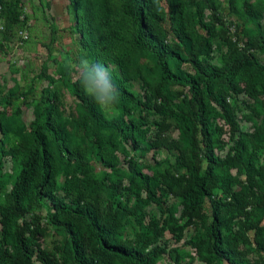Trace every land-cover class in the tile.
<instances>
[{
    "label": "trees",
    "instance_id": "trees-1",
    "mask_svg": "<svg viewBox=\"0 0 264 264\" xmlns=\"http://www.w3.org/2000/svg\"><path fill=\"white\" fill-rule=\"evenodd\" d=\"M160 1L168 4L167 11L160 6ZM122 2V10L116 17L111 13L109 0H69L79 44L94 57L95 63L114 60L119 71L112 81L120 94L118 106L124 111L129 110L127 102L134 96L127 90L125 79L133 74L144 80L147 89L144 99L137 100L138 104L166 116L161 126L175 125L180 130V140L168 141L158 136L150 146L164 145L179 152L177 165L172 172L162 176L160 188L183 199L184 216L189 220L205 216L203 203L206 199L210 201L211 219L204 221L201 235L194 241L199 252L209 254L203 257L205 264L219 260L230 264H252L244 259L243 252L238 250L236 241L226 230L230 219L228 213L245 215L249 205L259 208L261 212L256 214L255 220L245 215L242 225L244 229L256 230L257 247L264 252V226L260 225L264 215V101L260 99L264 94V65L257 63L255 56L248 52L249 47L257 46L258 39L254 38L240 51L230 53L223 64L216 66L199 59L200 54L209 53L210 38L192 41L184 26L185 2ZM3 16L20 24L17 11L4 12ZM209 30L212 37L213 31ZM228 43L231 45L230 37ZM185 66L192 71L187 72ZM74 86L78 109L73 122L79 128L87 129L93 137L98 129H114L124 137L131 135L135 147L139 146L135 132L140 131L146 117L107 118L96 102L84 93L78 80ZM185 89L189 94L183 98V106L173 108L170 103L175 98L180 99ZM226 91H243L260 101L262 118L254 133L237 137L232 152L221 157L216 153L217 137L211 128L212 116L223 117L232 130L237 127ZM49 93L47 88L40 93L34 119L25 130H20L10 145V150H26V155L7 194V203L0 207L2 237L8 239L5 247L0 249V264H34V260L39 264H154V249L145 250V245H134L117 237L131 209L108 205L103 210L97 204L100 199L98 186L91 183L80 188L72 202H65L54 194L55 155L63 160H77L76 165L83 176H87L90 163L81 161L80 151L69 147V131L61 126L57 111L60 92ZM258 149L263 152L262 158L254 153ZM129 163L132 177L139 180L130 185L149 190L148 175L132 161ZM180 166L186 168L187 175L178 172ZM232 169L245 177L243 182L230 174ZM218 181L226 186L223 199L213 196ZM236 182L240 183L238 190L232 189ZM44 198L51 203L47 214L51 234L49 227L41 226L35 217L25 218L32 205H42ZM39 237L48 240L50 247H41L37 241Z\"/></svg>",
    "mask_w": 264,
    "mask_h": 264
},
{
    "label": "rangeland",
    "instance_id": "rangeland-1",
    "mask_svg": "<svg viewBox=\"0 0 264 264\" xmlns=\"http://www.w3.org/2000/svg\"><path fill=\"white\" fill-rule=\"evenodd\" d=\"M182 1L187 4L184 26L192 41L200 37L210 38L209 53L200 54L199 59L220 66L230 53L240 51L257 38V46L249 47L248 52L255 56L257 63L264 65V0ZM109 2L111 13L119 17L122 0ZM160 6L167 11L168 4L165 1H160ZM13 11L19 13L20 24H14L3 16L4 12ZM209 29L213 31L212 37ZM229 37L231 45L228 43ZM81 56L95 63L94 57L79 44L69 0H0V125L5 129L2 131L0 128V207L6 205L7 194L26 155V150L14 152L10 150V145L17 139L20 130H25L34 119V108L40 93L45 88L49 94L58 90L57 111L61 126L69 131V147L80 151L83 155L80 160H88L90 168L87 176H83L80 167L76 165L77 160H63L55 155L54 194L65 202H72L77 198L76 192L80 188L94 184L100 191L97 204L103 210L108 205L132 210L119 228L117 237L121 241L145 245V250L154 249V264H205L203 257L209 254L206 251L199 252L194 241L200 237L204 221L211 219L210 201L206 199L203 203L202 213L205 216L192 217L190 220L184 216L183 199L160 188L162 176L172 172L177 165L179 152L164 145L150 146L151 141L157 140L158 136L168 141L180 140V130L175 125L166 128L161 126L166 116L160 112H150L138 104L137 100L144 99L147 89L144 80L133 74L125 79L127 90L134 96V99L127 102L129 110L124 111L117 106L116 114H103L110 119L120 116L146 117L147 121L140 125V131L135 132V141L139 146L135 147L131 135L124 137L114 129H98L94 132L96 137H93L87 133V129L79 128L73 122L78 109L74 82L78 79L75 73L66 69L65 63L70 58L78 59ZM100 64L110 68L113 81L119 73L114 60L100 61ZM184 69L192 71L187 66ZM226 93L237 127L232 130V126L223 117L212 116L211 128L217 137L216 153L221 157L232 152L237 137L254 133L262 118L260 101H255L243 91ZM188 94L189 91L185 89L180 99L172 100L171 106L175 109L182 107L183 98ZM260 99L264 101V94ZM140 121L143 123L142 119ZM54 147L53 144L52 149ZM254 153L257 157H263L261 149ZM130 161L148 175L149 190L130 185V182L139 183L138 177H132ZM178 172L187 175L185 167L180 166ZM230 174L237 176L238 182L245 179L242 174H237L236 169H232ZM238 182L232 185V189L240 188ZM225 189L226 186L218 181L213 196L223 199L226 196ZM43 200L42 205H32L31 210L25 213V218L30 220L35 217L41 226H48L47 214L51 203L48 198ZM246 211L245 215L250 220H255L256 214L261 212L252 205ZM245 215L241 212L228 213L230 219L225 232L236 241L238 250L243 252L247 262L261 264L264 252L257 247L256 230L243 228ZM260 225L264 226V215ZM48 227L51 234L52 227ZM2 236L0 224V249L5 247V241L8 242L6 236ZM37 241L41 247L51 245L43 237ZM34 264L39 262L34 260ZM213 264L230 263L219 260Z\"/></svg>",
    "mask_w": 264,
    "mask_h": 264
},
{
    "label": "clouds",
    "instance_id": "clouds-1",
    "mask_svg": "<svg viewBox=\"0 0 264 264\" xmlns=\"http://www.w3.org/2000/svg\"><path fill=\"white\" fill-rule=\"evenodd\" d=\"M65 67L75 73L86 95L91 97L105 115L118 111L119 91L112 82L111 70L107 65L91 62L87 57L68 59Z\"/></svg>",
    "mask_w": 264,
    "mask_h": 264
}]
</instances>
